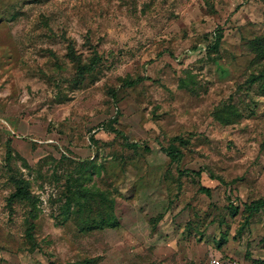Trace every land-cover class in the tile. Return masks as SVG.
Returning <instances> with one entry per match:
<instances>
[{
    "label": "rangeland",
    "instance_id": "374dc122",
    "mask_svg": "<svg viewBox=\"0 0 264 264\" xmlns=\"http://www.w3.org/2000/svg\"><path fill=\"white\" fill-rule=\"evenodd\" d=\"M71 180L120 227L64 220ZM262 198L264 0H0V264H264Z\"/></svg>",
    "mask_w": 264,
    "mask_h": 264
},
{
    "label": "trees",
    "instance_id": "16d2710c",
    "mask_svg": "<svg viewBox=\"0 0 264 264\" xmlns=\"http://www.w3.org/2000/svg\"><path fill=\"white\" fill-rule=\"evenodd\" d=\"M219 43L215 44L217 48ZM133 84H138V82H133ZM196 82H193V86ZM181 88H188L192 93L195 91L191 88L186 79L180 80ZM199 95V91L196 93ZM222 120V119H221ZM168 156L172 161H177L180 159L181 155L178 149L175 147H170L167 151ZM8 159H11V151L8 150ZM92 164V163H91ZM88 166H85V168ZM96 165H94V168ZM198 174L194 171H186V174ZM16 187L14 192L11 194L9 199V208L13 210V205L15 203H21L28 205L32 208L33 213L37 211L36 198L30 190V185L27 180L20 178L16 180ZM86 181H68V186L65 188V214L64 220H68L73 215H93V217L86 220V218H81V220H86L91 222L92 226L89 227L91 230L104 231L106 229H117L120 227V221L115 213V199L113 198L111 191H99L96 188L89 187L86 185ZM207 194L210 191L205 190ZM76 208V210H75ZM72 210V212H69ZM237 210V209H236ZM245 210L248 213L247 221L248 223L252 217L259 214L264 210V198L257 201H253L251 204H245ZM35 217V213H34ZM84 224V223H83ZM86 225V224H85ZM84 264H97L96 259L86 260Z\"/></svg>",
    "mask_w": 264,
    "mask_h": 264
},
{
    "label": "built area",
    "instance_id": "2783aa9c",
    "mask_svg": "<svg viewBox=\"0 0 264 264\" xmlns=\"http://www.w3.org/2000/svg\"><path fill=\"white\" fill-rule=\"evenodd\" d=\"M208 264H246V263L232 258H213L209 261Z\"/></svg>",
    "mask_w": 264,
    "mask_h": 264
}]
</instances>
